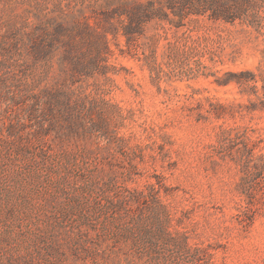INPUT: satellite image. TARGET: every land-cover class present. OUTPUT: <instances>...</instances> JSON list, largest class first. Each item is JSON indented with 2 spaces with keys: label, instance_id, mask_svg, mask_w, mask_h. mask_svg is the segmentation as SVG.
<instances>
[{
  "label": "rangeland",
  "instance_id": "374dc122",
  "mask_svg": "<svg viewBox=\"0 0 264 264\" xmlns=\"http://www.w3.org/2000/svg\"><path fill=\"white\" fill-rule=\"evenodd\" d=\"M58 1L0 0V264H264V187L249 200L237 164L215 152L225 131L264 156L249 88L262 96V82L238 75L264 70V12L260 27L154 21L138 48L109 34L107 75L85 89L105 118L92 133L70 131L43 100L32 119L23 105L53 83L60 53L14 48L24 36L9 23Z\"/></svg>",
  "mask_w": 264,
  "mask_h": 264
},
{
  "label": "trees",
  "instance_id": "16d2710c",
  "mask_svg": "<svg viewBox=\"0 0 264 264\" xmlns=\"http://www.w3.org/2000/svg\"><path fill=\"white\" fill-rule=\"evenodd\" d=\"M48 4L38 3V7L24 9L23 16H15L8 27L24 36L23 41L16 38L14 48L18 45L31 48L34 57L47 51L60 53L59 73L53 83L46 85L37 96L27 98L23 105L32 119L43 100L45 109L56 121H64L70 131L80 129L92 133H102L101 122H105V118L98 111L96 101L85 94V89L95 74L107 75L112 55L109 34L116 37L120 33L128 48H138V39L144 36L145 27L154 21L168 22L175 28L199 19L260 27L264 12V0H59L51 6ZM143 59L151 70L155 68L156 62L151 55L145 54ZM238 75H246L253 83L262 82V96L258 95L256 85L249 88L264 108V70H259L258 74L242 71ZM42 76V83H47L44 72ZM18 100L20 102L21 98ZM94 111L99 119L97 122L90 119ZM256 149L255 141L225 131L215 147L221 159L230 158L239 167L241 177L237 187L249 200L258 186L264 187V156L257 155ZM39 152L51 167L56 166L58 155L54 150L44 148ZM52 199L56 204L57 198ZM248 205L240 210V217L247 215L253 202Z\"/></svg>",
  "mask_w": 264,
  "mask_h": 264
}]
</instances>
